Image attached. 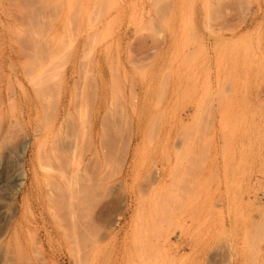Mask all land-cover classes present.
I'll return each mask as SVG.
<instances>
[{
    "label": "rangeland",
    "instance_id": "1",
    "mask_svg": "<svg viewBox=\"0 0 264 264\" xmlns=\"http://www.w3.org/2000/svg\"><path fill=\"white\" fill-rule=\"evenodd\" d=\"M19 256L264 264V0H0V264Z\"/></svg>",
    "mask_w": 264,
    "mask_h": 264
},
{
    "label": "bare ground",
    "instance_id": "2",
    "mask_svg": "<svg viewBox=\"0 0 264 264\" xmlns=\"http://www.w3.org/2000/svg\"><path fill=\"white\" fill-rule=\"evenodd\" d=\"M66 186V185H65ZM67 188H69L68 186H67ZM68 190V189H67ZM71 191V190H70ZM72 201V200H71ZM57 203H58V201H57ZM72 203V202H71ZM53 204V203H52ZM54 205V204H53ZM71 206V205H70ZM69 206V207H70ZM55 207H58V206H55ZM71 208V207H70ZM58 211V210H57ZM65 235H66V240H64L62 243H63V246H64V248L68 251V253L70 254V260L71 261H74V262H76L77 260L74 258V255L70 252V250H69V244H71V243H73V240H71V238H72V235L70 236V233H68L67 231L65 232ZM20 252H21V250H20ZM22 253V252H21ZM23 254V253H22ZM21 255V254H20ZM22 256V255H21ZM24 256H25V254H24ZM23 257H20L19 256V258L17 259V262L15 263V264H28V262L26 263L25 261H23V259H22ZM27 259V258H26ZM53 261V260H52ZM60 263H62V262H60ZM29 264H30V262H29ZM39 264V263H38ZM40 264H54L53 262H49V261H46V262H42V263H40Z\"/></svg>",
    "mask_w": 264,
    "mask_h": 264
}]
</instances>
